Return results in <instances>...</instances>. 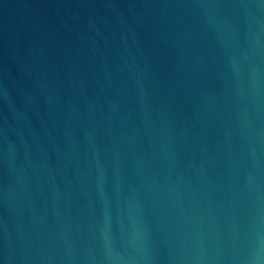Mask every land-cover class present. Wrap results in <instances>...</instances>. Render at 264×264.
Here are the masks:
<instances>
[{"label":"water","instance_id":"water-1","mask_svg":"<svg viewBox=\"0 0 264 264\" xmlns=\"http://www.w3.org/2000/svg\"><path fill=\"white\" fill-rule=\"evenodd\" d=\"M0 264H264V0H0Z\"/></svg>","mask_w":264,"mask_h":264}]
</instances>
